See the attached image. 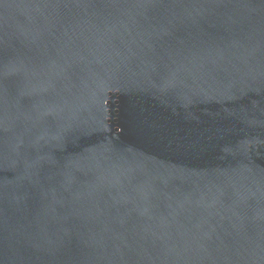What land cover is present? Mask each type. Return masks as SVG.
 I'll use <instances>...</instances> for the list:
<instances>
[{"label":"water","instance_id":"obj_1","mask_svg":"<svg viewBox=\"0 0 264 264\" xmlns=\"http://www.w3.org/2000/svg\"><path fill=\"white\" fill-rule=\"evenodd\" d=\"M0 264H264V0H0Z\"/></svg>","mask_w":264,"mask_h":264}]
</instances>
